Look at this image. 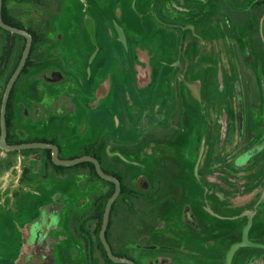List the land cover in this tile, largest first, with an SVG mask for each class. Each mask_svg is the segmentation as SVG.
<instances>
[{
  "label": "flooded vegetation",
  "instance_id": "obj_1",
  "mask_svg": "<svg viewBox=\"0 0 264 264\" xmlns=\"http://www.w3.org/2000/svg\"><path fill=\"white\" fill-rule=\"evenodd\" d=\"M0 264H264V0H0Z\"/></svg>",
  "mask_w": 264,
  "mask_h": 264
}]
</instances>
